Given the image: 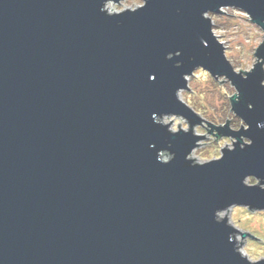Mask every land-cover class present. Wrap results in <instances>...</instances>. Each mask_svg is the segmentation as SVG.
I'll return each mask as SVG.
<instances>
[{
    "label": "water",
    "instance_id": "1",
    "mask_svg": "<svg viewBox=\"0 0 264 264\" xmlns=\"http://www.w3.org/2000/svg\"><path fill=\"white\" fill-rule=\"evenodd\" d=\"M102 3L0 0V264H248L213 213L232 202L264 211V190L241 183L264 177V71L234 73L201 12L242 7L264 31V0H149L112 16ZM196 64L233 80L230 110L250 124L230 132L205 119L212 131L254 141L203 167L184 159L199 138L152 119L200 122L174 95ZM169 141L176 156L159 163Z\"/></svg>",
    "mask_w": 264,
    "mask_h": 264
},
{
    "label": "clouds",
    "instance_id": "2",
    "mask_svg": "<svg viewBox=\"0 0 264 264\" xmlns=\"http://www.w3.org/2000/svg\"><path fill=\"white\" fill-rule=\"evenodd\" d=\"M149 0H133L134 6L125 7L123 10L113 9L110 7L111 0H103L101 5V11L105 12L107 15L112 16L113 14H122L126 11L135 13L138 10L145 8L148 5ZM242 12L239 14L241 19L247 21L249 19L248 10L240 7ZM176 11L179 13L180 9L177 8ZM212 9L203 10L201 12V17L207 21L211 17ZM229 16L237 15L234 12L229 11L227 13ZM209 31L212 37L218 44H224L225 40L222 38L224 33L215 31L210 24ZM202 43L207 46V41L202 40ZM182 55L181 49H176L175 51H169L165 59H173L174 57H179ZM194 59V57H190ZM182 60H175V67L182 66ZM260 65V70L264 71V56H256L255 58L249 60L248 62L242 64L240 67H237L235 71L236 74H239L241 78L247 79L248 74L253 72L256 65ZM232 69V67H231ZM233 70V69H232ZM214 74L211 69L206 67L204 64H196L190 72H184L181 74L182 80L185 82L183 86H178L174 92L176 100L182 105L186 106L188 109L191 108V105L187 99V90L193 87V83L200 82ZM216 84L219 85L218 92L222 97V100L218 101L217 107H221L222 104L228 100H231L233 105V98L238 102L240 99V90L234 84L233 80L229 78L227 74L216 73L214 74ZM149 79L154 80L155 74H149ZM260 86L264 87V79L260 80ZM247 107L252 109L254 105L251 101L248 102ZM237 112L231 113L225 117V119L231 122L233 119H236ZM200 122L193 123L182 113L178 112H162V113H152L153 123L158 124L166 128L170 134H178L183 132L185 134L191 133L195 139L193 146L185 153L184 159L190 163L192 167H203L213 162L221 161L225 156V150L228 152H234L239 145L241 151L245 150L246 147H250L254 141L250 136L241 134L239 137L231 134H226L225 138H220L218 132H213L211 127L207 124L205 118L200 116ZM239 119L233 125L232 129H229L230 132H240L241 129L244 132H247L250 129V124L246 120L238 115ZM257 128L264 129V120H258L256 122ZM217 145L215 153L212 155H204L201 149L207 147L208 143ZM154 144H149V147H154ZM171 142L169 141V146L163 149L158 150L156 159L159 163L168 164L172 162L176 156L174 151L170 150ZM248 179H245V178ZM241 183L246 187H258L260 190H264V177L257 176L254 173H247L243 176ZM236 202L227 204L224 207L217 208L214 210L213 219L216 223H224L226 227H230L234 231L229 233V241H234V251L240 255L241 258L246 259L248 264H254L257 260L260 259L258 255L252 254L254 249H251L249 246L242 245L240 243L239 237L247 231L245 222L239 218V210L233 211L234 205ZM234 234L236 239L233 238Z\"/></svg>",
    "mask_w": 264,
    "mask_h": 264
},
{
    "label": "rangeland",
    "instance_id": "3",
    "mask_svg": "<svg viewBox=\"0 0 264 264\" xmlns=\"http://www.w3.org/2000/svg\"><path fill=\"white\" fill-rule=\"evenodd\" d=\"M134 6L133 0H123L121 3L111 2L110 7L123 10L125 7ZM226 12L220 15L211 14L213 26L215 31L224 33L222 37L225 40L226 56L231 61L234 69L240 67L242 64L255 58L257 46L264 39V31L256 24H253L251 18L247 21L241 19V10L236 8H228ZM231 11L236 13L235 16H229L227 13ZM219 85L216 84L215 78L211 75L200 81L193 83V87L187 90V99L192 107L199 115L205 118L213 125L226 123L225 117L233 113L231 109L230 100L224 102L221 107H217L218 101L222 97L218 92ZM239 117L233 119L230 124L237 122ZM217 132V131H214ZM225 138L224 136L220 137ZM217 145L208 143L207 147L201 149L204 155H212L215 153ZM239 210V218L245 222L247 231L244 233L254 235H246L239 237L242 245L249 246L254 249V255H258L260 259H264V211H249L246 207L234 206L233 211ZM258 239H257V238ZM237 238V237H236ZM260 239V240H259ZM259 259V260H260Z\"/></svg>",
    "mask_w": 264,
    "mask_h": 264
},
{
    "label": "built area",
    "instance_id": "4",
    "mask_svg": "<svg viewBox=\"0 0 264 264\" xmlns=\"http://www.w3.org/2000/svg\"><path fill=\"white\" fill-rule=\"evenodd\" d=\"M227 9H228V7H226V8H223V9H222V11L226 12L225 10H227Z\"/></svg>",
    "mask_w": 264,
    "mask_h": 264
}]
</instances>
